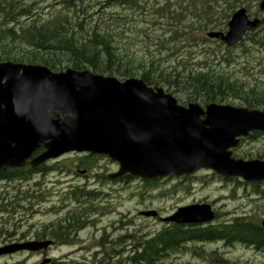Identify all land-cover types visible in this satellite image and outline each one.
Returning <instances> with one entry per match:
<instances>
[{
  "label": "water",
  "instance_id": "95a60500",
  "mask_svg": "<svg viewBox=\"0 0 264 264\" xmlns=\"http://www.w3.org/2000/svg\"><path fill=\"white\" fill-rule=\"evenodd\" d=\"M259 23L241 9L229 21L227 33L211 31L208 36L234 46ZM254 131L264 132V108L184 105L163 87L149 86L137 76L121 80L88 69L57 72L43 64L0 61V171L23 166L43 146L35 166L76 151L108 156L119 164L118 176L156 179L210 169L225 178L262 182L264 160L233 155L242 138ZM142 214L156 217L158 212ZM215 217L212 205L204 202L181 206L163 220L199 224ZM50 244H12L0 254ZM50 262L46 258L37 264Z\"/></svg>",
  "mask_w": 264,
  "mask_h": 264
},
{
  "label": "trees",
  "instance_id": "16d2710c",
  "mask_svg": "<svg viewBox=\"0 0 264 264\" xmlns=\"http://www.w3.org/2000/svg\"><path fill=\"white\" fill-rule=\"evenodd\" d=\"M143 1L0 0V61L43 64L57 72L69 67L88 69L121 80L138 76L149 86H163L185 105L190 102H217L250 108L264 107V82L260 78H256L254 84H249L237 72H225V67H214L207 62L201 69L193 67L187 71L173 66L169 68L160 59L155 60L152 56L145 58V49L142 54L139 53L142 51L130 52L122 47L119 43L122 21L131 19V14L142 13L145 10ZM166 1V6L152 9V15L164 17L168 13L179 22L183 20L182 11L171 9L170 0ZM191 11L198 16L196 8ZM169 25L171 40L180 38L179 26ZM162 47L165 50L168 48L165 45ZM147 51L148 55L154 54L151 49ZM248 53L253 54L248 59L254 62L250 65L263 67L264 56L258 58L254 55L257 54L255 51ZM226 59L231 63L238 61L236 58ZM242 141L244 143L245 139ZM263 152L264 149L254 154L236 149L234 155L252 159L253 155L261 157ZM146 181L152 183L149 179ZM242 184L246 185L244 182ZM263 184L249 183L251 194L258 200L254 201L252 209L256 215L245 213L230 221L206 224L170 223L146 239L140 233L124 235L122 239L132 242V250L128 254L131 256L127 260L131 264H165L172 255L188 252L203 258L207 252L204 243L213 241H222L226 245L241 243L263 249L264 227L260 222L261 215H264ZM216 216L218 219L220 213L216 212ZM190 243L194 244V248L187 246ZM210 255L217 264H238L229 261L217 250L211 251Z\"/></svg>",
  "mask_w": 264,
  "mask_h": 264
},
{
  "label": "rangeland",
  "instance_id": "374dc122",
  "mask_svg": "<svg viewBox=\"0 0 264 264\" xmlns=\"http://www.w3.org/2000/svg\"><path fill=\"white\" fill-rule=\"evenodd\" d=\"M166 2V0L143 1L145 10L142 13L139 15L131 14V19L122 21V26L119 28L122 31L119 37L120 45L127 48L130 52L132 50L142 51L139 52L142 54L145 52V58L147 59H150L151 56L155 60L160 59L162 64L169 68L173 66L187 71L193 67L201 69L200 67L205 66V62H207L214 67L218 65L225 67V72H237L239 77L249 84L255 83V76L256 78L260 77V81L264 82V67H253L250 63L254 62L248 60L253 56L252 53H248L252 50H248L246 46L241 47L240 50H229L215 42L206 40L207 30L203 27L205 19L202 16L201 19L196 18L195 13L191 11L195 10L193 1L170 0L171 9L181 10L180 14L184 15L183 20H180V22L177 18H172L168 13H165L164 17H154L152 9L166 6ZM168 23L179 26L181 31L180 38L171 40V32H169L167 27ZM145 31H147V34H144ZM162 45L167 46V50ZM148 49H151L154 54L148 55ZM255 52L257 54L254 55H257L258 58L264 56V51ZM226 58H236L238 61L237 63L233 61L231 63ZM233 105L239 106L238 104ZM263 149L264 137H256L252 141H244L238 148L240 152L249 151L253 154L258 150L263 151ZM75 157L74 154H71L59 162L72 167L73 162L76 160ZM257 157L253 155L251 158L259 159ZM101 163L109 164L108 170L111 168L112 170L116 169V167L110 165V162L101 161ZM48 176V182L54 180L53 175ZM237 179L226 180L206 169L200 170L191 179L165 177L150 180L151 184L144 178L133 177L123 184L122 190H111L112 194L107 197L105 204L106 215L102 219V224H106L109 236L114 234V236L123 238L124 235L128 234H142L143 239H146L166 226L165 222L160 219L161 217L164 218L171 215L181 206L200 203L202 200L208 201L207 203L213 202L216 206L217 211L220 213V217L215 220L216 222L230 221L235 216L245 215V213L256 215L252 212V209L254 208V203L258 200L254 194H251L252 187L249 183L247 184L241 179ZM242 182L246 183V185L244 186ZM52 187L50 185V188ZM114 192L117 195L113 194ZM52 204L50 201L47 202L43 207V211L33 216L32 220L35 221L34 223H45L53 220L54 213L50 209ZM149 210H156L158 215L156 217L140 215V212ZM263 217L264 215H261L260 222ZM122 242L124 255H120L121 258L123 257L120 264H131L127 259L131 256L128 254L132 250V242L129 239H122ZM187 246L190 249L194 248L192 243ZM204 247L207 252L203 255V258L189 252L186 254L181 253L172 255L166 260L165 264H217L213 262L211 259L212 255H210L211 251L215 250L222 253L231 262L238 264H264V255L245 244L226 245L222 241H213L204 243ZM67 251L68 249H64L59 255H8L0 258V264H37L42 262L44 258L52 260L48 264H87L84 263V260L88 261L89 257L93 256L78 255L77 253L74 255H62Z\"/></svg>",
  "mask_w": 264,
  "mask_h": 264
},
{
  "label": "flooded vegetation",
  "instance_id": "af4514ba",
  "mask_svg": "<svg viewBox=\"0 0 264 264\" xmlns=\"http://www.w3.org/2000/svg\"><path fill=\"white\" fill-rule=\"evenodd\" d=\"M185 1H193L198 14L196 18L201 19L202 16L205 19L203 27L207 30L205 37L207 41L215 42L229 50H240L246 46L248 50L264 51V10L261 8L263 0ZM241 9L246 11L250 20H260L258 26L248 31L241 42L228 46L222 40L208 36L211 31L227 33L229 21ZM262 66L264 67V64ZM256 137H264V132L254 131L251 136L244 139L252 141ZM43 151L44 147L41 146L26 159L23 166L7 167L0 171V249L31 241H50L51 244L40 250L3 253L0 254V258L8 255H59L62 250L68 249L62 255L75 253L93 255L88 261L84 260L87 264H120L123 258L120 255H124L122 237L114 234L109 236L102 219L106 215L107 197L112 191L122 190L123 184L133 176L129 174L118 176L117 162L106 155L89 152H68L35 166L34 159ZM71 154L76 156L72 167L59 162ZM257 158L264 160V152ZM101 161L110 162L116 169L108 170L109 164H102ZM198 172L200 170L181 178L191 179ZM48 175H53L55 181L48 182ZM221 178L235 179L223 176ZM50 185L53 187L50 188ZM113 194L117 195L116 192ZM49 201L53 203L50 207L54 213L53 220L34 223L33 216L42 212L44 205ZM203 202L208 201H200ZM210 204L215 212H218L214 203ZM140 215H143L142 212ZM160 219L165 222L163 217ZM170 223L165 222L166 225ZM250 248L264 255V248L258 249L254 246Z\"/></svg>",
  "mask_w": 264,
  "mask_h": 264
},
{
  "label": "bare ground",
  "instance_id": "6f19581e",
  "mask_svg": "<svg viewBox=\"0 0 264 264\" xmlns=\"http://www.w3.org/2000/svg\"><path fill=\"white\" fill-rule=\"evenodd\" d=\"M260 135V134H259Z\"/></svg>",
  "mask_w": 264,
  "mask_h": 264
}]
</instances>
